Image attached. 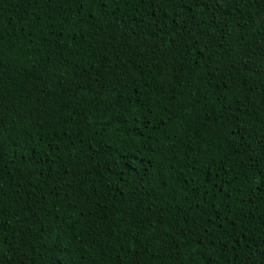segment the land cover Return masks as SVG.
<instances>
[{"label":"trees","instance_id":"16d2710c","mask_svg":"<svg viewBox=\"0 0 264 264\" xmlns=\"http://www.w3.org/2000/svg\"><path fill=\"white\" fill-rule=\"evenodd\" d=\"M0 264H264V3L0 0Z\"/></svg>","mask_w":264,"mask_h":264},{"label":"snow or ice","instance_id":"6c2138e0","mask_svg":"<svg viewBox=\"0 0 264 264\" xmlns=\"http://www.w3.org/2000/svg\"><path fill=\"white\" fill-rule=\"evenodd\" d=\"M261 3H264V0H261Z\"/></svg>","mask_w":264,"mask_h":264}]
</instances>
